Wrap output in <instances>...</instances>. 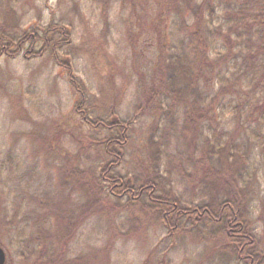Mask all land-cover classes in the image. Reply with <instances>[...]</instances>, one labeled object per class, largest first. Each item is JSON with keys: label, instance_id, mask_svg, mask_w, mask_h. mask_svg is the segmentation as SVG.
Returning <instances> with one entry per match:
<instances>
[{"label": "rangeland", "instance_id": "obj_1", "mask_svg": "<svg viewBox=\"0 0 264 264\" xmlns=\"http://www.w3.org/2000/svg\"><path fill=\"white\" fill-rule=\"evenodd\" d=\"M158 10L157 0H0V22L13 21L17 31L51 20L68 25L73 44L60 53V60L65 62L69 57L63 53H70L93 115L106 118L113 109L130 119L138 82L151 77L155 53L144 42L154 36ZM218 14L216 19L224 20L219 19L224 11ZM60 65L49 51L31 58L24 52L0 58V242L7 251L6 264H164L163 259L166 264H241L203 222L173 240L155 217H145V197L136 204L137 216L130 208L113 217L85 211L90 195L74 187L66 174L71 167L102 162L98 143L106 132L81 123L75 112L80 95ZM221 85L201 83L202 103ZM222 105L217 121L205 120L198 128L193 147L183 135V110L174 114L165 104L162 117L138 119L120 170L141 169L147 143L155 139L160 151L153 160L172 195L188 203L210 200L213 192L196 172L193 158L211 154L208 139L218 142L216 137L227 138L236 127L233 101ZM239 139L250 152L237 171L244 208L262 230L264 145L245 131Z\"/></svg>", "mask_w": 264, "mask_h": 264}, {"label": "trees", "instance_id": "obj_2", "mask_svg": "<svg viewBox=\"0 0 264 264\" xmlns=\"http://www.w3.org/2000/svg\"><path fill=\"white\" fill-rule=\"evenodd\" d=\"M157 1L156 30L144 42L155 53L152 73L138 82V102L130 119L121 118L113 109L106 118L93 115L87 90L76 75L70 53H63L70 60H60V53L73 44L69 26L61 21L51 20L47 25L24 31L13 29L11 20L0 22V58L20 52L29 58L51 52L80 95L75 112L81 123L88 130L106 132L98 143L102 162L85 169L74 166L66 174L74 187L80 186L90 195L85 211L113 217L117 211L130 208L135 215L137 202L145 197V217H155L173 240L182 230L203 222L217 233L215 239L222 248L233 250L241 264H264V228L253 224L246 213L244 190L237 174L250 153L239 139L242 131L253 137L254 143L264 145V0ZM219 11L225 13L219 17L222 21L216 19ZM220 82L218 91L203 104L199 97L201 83L215 88ZM231 100L237 111L233 132L227 138L216 137L218 142L208 139L211 154L193 158L196 172L202 174L205 185L213 192L210 200L188 203L172 195V188L160 180L159 164L153 160L159 158L153 156L160 151L155 139L147 143L141 169L132 173L120 170L138 119L145 115L161 116L165 104L171 113L183 110V135L193 147L202 123L217 121V109ZM83 131L87 135L88 131ZM90 142L94 146L92 139ZM261 209L264 218V202Z\"/></svg>", "mask_w": 264, "mask_h": 264}, {"label": "water", "instance_id": "obj_3", "mask_svg": "<svg viewBox=\"0 0 264 264\" xmlns=\"http://www.w3.org/2000/svg\"><path fill=\"white\" fill-rule=\"evenodd\" d=\"M6 261H7V251L0 244V264H6Z\"/></svg>", "mask_w": 264, "mask_h": 264}]
</instances>
